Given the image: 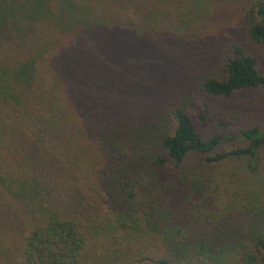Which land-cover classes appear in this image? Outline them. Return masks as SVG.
<instances>
[{
	"label": "trees",
	"instance_id": "trees-1",
	"mask_svg": "<svg viewBox=\"0 0 264 264\" xmlns=\"http://www.w3.org/2000/svg\"><path fill=\"white\" fill-rule=\"evenodd\" d=\"M230 28L264 47V0H0V264H264V129L202 139L191 118L197 93L264 90L257 60L229 40L161 87L128 80L119 49ZM221 191L241 212L227 232L195 214Z\"/></svg>",
	"mask_w": 264,
	"mask_h": 264
},
{
	"label": "rangeland",
	"instance_id": "rangeland-1",
	"mask_svg": "<svg viewBox=\"0 0 264 264\" xmlns=\"http://www.w3.org/2000/svg\"><path fill=\"white\" fill-rule=\"evenodd\" d=\"M224 33L221 37L201 38L189 31L173 32L170 30L162 33L159 37L152 36L147 39L149 49L146 51L145 57L144 53H137L138 44L142 40L139 39L135 42L133 38V42L124 47L119 46L120 51L126 53L122 57L127 60L128 80L136 83L138 77L144 73L147 74V70L152 69L147 77L158 86L167 87V85L171 86L175 82H183L189 78L193 68L197 67L203 58L211 56L212 58L216 57L217 60L219 48L222 49L223 45L233 39L240 41L245 52L257 60L259 69L264 72V47L239 36L234 28L227 29ZM141 57L149 59L150 65L145 66L148 67L147 69H138V62ZM130 63L133 68L131 71H129ZM194 104L195 109L191 111V118L202 139L225 134L236 136L240 130L252 126L264 129V90L261 88L241 90L227 98L210 97L203 93H197L194 97ZM203 104L206 105V112H204ZM199 114L204 115L202 121L199 119ZM238 145L240 144L237 140L229 139L220 143L218 151L230 150ZM258 157L260 172L256 178L262 181L264 176V148L259 151ZM256 178L250 175L247 169H239L234 172L233 177H230L227 184L228 189L231 186L232 192L240 194V189L249 190L254 186ZM215 180L221 181L222 179H218L216 176ZM222 192L225 194L224 191H221L212 197L215 208L201 206L195 214L198 217L205 215L208 226L218 227L220 231L227 232L229 231L228 228L234 230L239 225L241 212L233 200L229 201L227 197L218 199ZM180 193L178 192V194ZM179 198L182 203H185L184 197L179 196Z\"/></svg>",
	"mask_w": 264,
	"mask_h": 264
}]
</instances>
